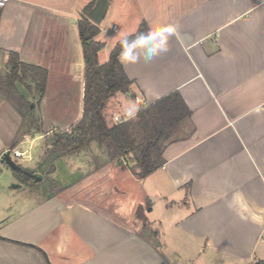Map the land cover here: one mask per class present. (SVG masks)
I'll use <instances>...</instances> for the list:
<instances>
[{"label":"crops","instance_id":"obj_1","mask_svg":"<svg viewBox=\"0 0 264 264\" xmlns=\"http://www.w3.org/2000/svg\"><path fill=\"white\" fill-rule=\"evenodd\" d=\"M93 2L10 0L2 9L0 65L9 69L16 53L49 78L38 106L41 132L0 95V264L264 261V0H110L109 11L119 14L113 34L131 36L142 22L177 33L156 62L122 64L133 82L130 93L115 95L104 111L111 124L113 115L129 118L133 106L140 111L178 92L192 112L167 143L164 167L146 179L124 159L112 161L97 142L49 156L54 132H70L83 116L78 22ZM78 74L75 108L64 81ZM38 142V163L28 171L42 181H25L4 158L17 150L31 159ZM131 183L153 199L150 212L163 204L157 226L141 219V193L132 194Z\"/></svg>","mask_w":264,"mask_h":264},{"label":"trees","instance_id":"obj_2","mask_svg":"<svg viewBox=\"0 0 264 264\" xmlns=\"http://www.w3.org/2000/svg\"><path fill=\"white\" fill-rule=\"evenodd\" d=\"M95 2L84 9L78 22L85 61L83 116L70 132L54 135L49 156L57 158L76 153L91 142H97L107 149L112 161L124 159L138 178L146 179L164 167L167 143L180 132L192 112L181 95L175 92L154 104L143 106L135 119L120 124L108 123L104 114L107 103L118 93L129 94L133 82L117 58L121 51L119 42L109 61L105 64L100 62L99 54L106 45L98 40L100 27L89 18ZM1 15L0 8V19ZM149 30L148 24L142 22L138 31L128 38L133 39ZM8 67L9 72L0 75V95L29 119L31 128L41 132L42 125L34 115L35 106L32 108L33 103L25 102L19 85L26 87L30 94L34 93L32 96L39 106L47 92L48 70L22 63L16 53L10 54ZM18 174L25 181L31 180L24 174ZM257 264H264V261Z\"/></svg>","mask_w":264,"mask_h":264},{"label":"rangeland","instance_id":"obj_3","mask_svg":"<svg viewBox=\"0 0 264 264\" xmlns=\"http://www.w3.org/2000/svg\"><path fill=\"white\" fill-rule=\"evenodd\" d=\"M118 22H119V14H117L116 10H114V8L112 7L108 13V16L104 20V22L101 25H99L101 28V36H99L98 40L103 42V43H107L105 49L103 50V52L101 54V60L104 63L109 60L110 54H111V52L115 46L114 41H118V39L121 37V34H116V33L113 34L114 25L117 24ZM8 71H9L8 68H5L2 64L0 65V75H5L8 73ZM80 75L78 74V77H77V79H75L74 82H72L73 80H67L66 79L64 81V79H63V81L66 82L67 85L69 84V86L67 87L70 89V90H68V92H69L68 97H69V99H73L72 100L73 102H71V105H73L75 108H76V104L78 101V92L80 91V85L83 81V79L81 80V78L83 77V74L81 76ZM56 81H58V80L56 79ZM23 90H25V89L23 88ZM24 93H25V96H27V98H28L27 100L31 99V101H29V102H36V101H34V98L30 96V92L28 90H25ZM119 95L122 96V93H120ZM33 106H35L34 115L37 118V117H39V116H37V114L39 112L38 106L36 103H35V105L33 103ZM75 112L76 111H72L71 114H73V113L75 114ZM118 116H120V115H118ZM114 117H115V115H113V123H111V124H116V122L114 121ZM189 131H190V129H186L187 134ZM62 132H65V131H55L53 136L55 134L62 133ZM41 143L42 142H38L32 148V152H31L32 158L31 159L29 157H26L23 160L15 159L14 161H16L17 164L20 165L21 167H23L24 169L32 170L38 163V155H39V151L41 148ZM28 147L29 146H25V147H22L21 149L23 151H25L28 149ZM129 189H130V192L132 194L133 193L137 194V193H139L138 191H140V193H141L139 195V199H140V202H139L140 203V209L139 210L141 211V215L143 216V218H141V219H144V216H145L151 222L157 221V224H153L154 226H157L158 221H161L163 219V216H164L165 208H164L163 204L159 201L157 203L155 210L153 212H150V210H151L150 206L152 205L153 199L150 198L148 200V197H147L148 195L146 196V194L142 193V191H141L142 185L139 186V188H138L135 183H131ZM124 210L126 213H129V211H130V207L127 206L126 202L124 203ZM145 222L146 223L148 222L146 220V218H145ZM156 230H158V228H156Z\"/></svg>","mask_w":264,"mask_h":264},{"label":"clouds","instance_id":"obj_4","mask_svg":"<svg viewBox=\"0 0 264 264\" xmlns=\"http://www.w3.org/2000/svg\"><path fill=\"white\" fill-rule=\"evenodd\" d=\"M176 34V29L171 26L140 33L133 39L121 33L122 39L119 41L121 51L117 58L125 65L139 63L141 59L146 64L154 63L164 56L165 44ZM137 111L139 108L133 106L127 115L129 118H134Z\"/></svg>","mask_w":264,"mask_h":264},{"label":"water","instance_id":"obj_5","mask_svg":"<svg viewBox=\"0 0 264 264\" xmlns=\"http://www.w3.org/2000/svg\"><path fill=\"white\" fill-rule=\"evenodd\" d=\"M109 8L110 0H97L95 7L89 15L90 20L98 26L101 25L107 16ZM33 107L34 106L32 105V108ZM4 162L15 172L24 174L36 182L42 181L41 176H38L18 165L17 162L13 160L11 153L6 154Z\"/></svg>","mask_w":264,"mask_h":264},{"label":"built area","instance_id":"obj_6","mask_svg":"<svg viewBox=\"0 0 264 264\" xmlns=\"http://www.w3.org/2000/svg\"><path fill=\"white\" fill-rule=\"evenodd\" d=\"M10 0H0V8L3 9L7 6V4L9 3ZM116 31H117V28H115ZM130 119L125 117V116H115L114 117V121L118 124L120 123H124V122H127L129 121ZM8 153H11V156L14 159H23V158H26L27 154L22 152V151H17V150H14V151H11V152H8Z\"/></svg>","mask_w":264,"mask_h":264}]
</instances>
